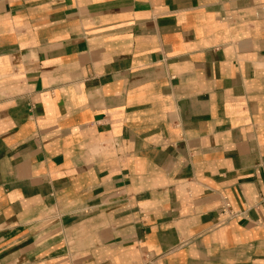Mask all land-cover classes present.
<instances>
[{
	"label": "crops",
	"instance_id": "crops-1",
	"mask_svg": "<svg viewBox=\"0 0 264 264\" xmlns=\"http://www.w3.org/2000/svg\"><path fill=\"white\" fill-rule=\"evenodd\" d=\"M0 264H264V0H0Z\"/></svg>",
	"mask_w": 264,
	"mask_h": 264
},
{
	"label": "built area",
	"instance_id": "built-area-1",
	"mask_svg": "<svg viewBox=\"0 0 264 264\" xmlns=\"http://www.w3.org/2000/svg\"><path fill=\"white\" fill-rule=\"evenodd\" d=\"M223 213H229L230 216L232 215V212H231V207H230V204L228 202H226L223 206Z\"/></svg>",
	"mask_w": 264,
	"mask_h": 264
}]
</instances>
